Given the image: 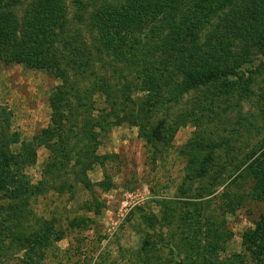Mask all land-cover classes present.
<instances>
[{
    "label": "rangeland",
    "instance_id": "1",
    "mask_svg": "<svg viewBox=\"0 0 264 264\" xmlns=\"http://www.w3.org/2000/svg\"><path fill=\"white\" fill-rule=\"evenodd\" d=\"M30 1L14 0L13 11L22 16ZM62 2L65 30L56 37L57 51L65 49L63 40L66 55L72 45L86 50L85 68L67 66L64 84L52 70L0 58L2 142L14 153L26 144L35 148L34 162L15 169L17 195L0 190V264H195L190 243L219 260L243 253V234L264 212L250 168H259L264 155V69L248 96L221 94L213 82L167 100V76L158 94L143 82V55L157 46L144 44L137 66L127 60L131 55L108 49L92 24L97 10L124 0ZM231 40L236 53L246 46L241 70L255 66L260 55L249 36ZM161 52L152 62L163 69ZM104 81L109 98L97 91ZM59 87L70 93L65 142L55 137L47 144L40 136L51 124ZM89 117L101 123L94 126L95 144L78 139ZM51 145L66 152L46 173L55 158ZM27 181L31 194L24 193ZM228 199L234 211L226 209ZM45 221L53 225L49 244L32 248Z\"/></svg>",
    "mask_w": 264,
    "mask_h": 264
},
{
    "label": "trees",
    "instance_id": "2",
    "mask_svg": "<svg viewBox=\"0 0 264 264\" xmlns=\"http://www.w3.org/2000/svg\"><path fill=\"white\" fill-rule=\"evenodd\" d=\"M75 1L78 4L81 2ZM13 5L14 0H0V58L5 57L7 61L23 63L29 67L52 70L62 76L64 84L68 81L65 75L67 66L86 67L87 51L77 45L70 43L72 47L66 55L68 42L63 40L65 49L57 51L56 37L58 32L62 36L65 30L66 9L62 0H31L22 16L13 11ZM92 24L99 32L101 42L108 49H115L114 51L122 57L128 58L131 55L132 59L127 60L137 66L141 64L138 55L142 46H157L143 55L146 74L143 82L149 87V91L158 94L163 92L159 83L167 76V100L178 101L189 91L213 82H218V92L221 94L225 92L226 95L234 93L248 96L249 86L255 74L258 75L264 69V0H124L121 5H106L97 10L92 15ZM204 31L205 40L201 42ZM232 36H249L260 55L255 66H247L246 70H241L242 66L247 64L244 54L246 46H241L238 53L234 52L229 47ZM156 50L163 53V69L152 62ZM107 84V81L101 82L97 85V91L103 92L109 98ZM63 89L64 87H59L58 93L51 100V124L43 129L40 136L47 144H51L50 141L55 137L60 143L65 142V110H69L70 93ZM157 102L155 99L150 104L155 105ZM100 124L99 120L89 117L84 122L87 131L80 136L78 133L80 142L86 138L85 144H95L97 133L94 126ZM140 126L143 136L151 142L152 137L147 135L149 133L145 125L141 123ZM152 130L151 133H154V129ZM2 132L0 125V135ZM2 135L0 190L10 191L9 195H17V187L13 181H17L19 174L16 175L15 169L17 166L34 162L35 148L26 144L22 151L14 153L9 149V144L2 142L5 137ZM34 141L36 143V140ZM51 147L55 158L48 162L46 173L56 166L60 155L66 152L65 146L60 147L63 149L62 153L53 145ZM212 159L211 154L204 158L201 171L205 170L203 166ZM88 162L91 161L84 162L85 168ZM259 163L258 169L250 166L255 180L253 196L264 202V155ZM32 190L30 182H25L24 193L31 194ZM226 209L235 210L231 199H228ZM52 227L48 221L44 222L43 232L36 234L32 240V248L43 250L48 246ZM187 246L193 250L195 264H264V212L256 221L255 228L243 234V253H235L225 260H219L217 257L213 258L212 250L203 251L194 243ZM40 254L41 251L38 254L41 258Z\"/></svg>",
    "mask_w": 264,
    "mask_h": 264
}]
</instances>
